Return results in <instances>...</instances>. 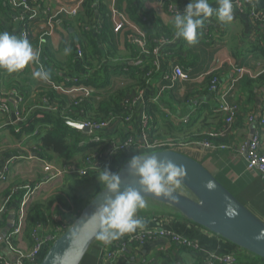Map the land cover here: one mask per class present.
Instances as JSON below:
<instances>
[{
	"label": "crops",
	"instance_id": "obj_1",
	"mask_svg": "<svg viewBox=\"0 0 264 264\" xmlns=\"http://www.w3.org/2000/svg\"><path fill=\"white\" fill-rule=\"evenodd\" d=\"M77 2L78 0H43L36 13L35 21L29 26V42L39 55L38 62L30 63L23 69L26 71V76H21L23 73L17 72L0 73V104H6L11 110L8 114L0 111V174L4 165L13 161L7 180H0V256L11 261L15 260V257L9 252L5 237L16 225L23 199H27L26 217L30 207L45 206L55 201L45 211V216H51L54 222H58L61 220L63 211L59 201L61 198L70 196L65 192V188L69 187L72 180L81 179L77 176H65L47 181L43 170V161L46 159L35 152L38 136L23 130L20 127L22 123H18L15 116L16 108L22 103V98L24 102L21 107L28 110L30 114L35 109H48V107L40 106L38 96L41 92L57 90L65 99H68V95L76 93V87L67 89L64 86L73 77L83 76L85 70L80 67L76 50L73 53L75 56L71 66L69 61L71 53L65 55L64 48L71 47L72 34L78 28L74 23L75 17L71 15ZM208 2L214 8L218 6L217 0H208ZM117 3L119 6L122 0H117ZM188 3L190 0H145L146 9L155 12L153 21H148L151 31L155 33L156 29L165 27L166 30L173 32L170 45L180 56L181 66L190 72L192 79L188 82L178 81L172 89L168 90L171 92V98L163 95L158 101L156 98L158 89L155 87L158 80L152 81L151 86L142 89L136 96L132 120L126 123L115 121L102 131V135L108 142L115 144L125 140L128 135H134L140 141L144 115L148 117V126L145 131L149 138L170 139L176 142L175 139L180 141L189 133L197 134L217 128L218 122L213 119L215 113H219L217 96L214 93L202 91L201 79H199L201 74L211 70L219 72L221 91L229 85L237 64L248 70V76L255 78L264 74V59L256 51V46L259 44L257 38L262 33L264 21V0H256L257 19L252 17L249 11L243 14L238 13L236 0H233V14L236 17L232 22L223 24L215 15L209 17L204 21V26L198 30L199 34L194 44H188L174 36V16L177 12H183ZM171 4L174 12L166 7ZM112 30L114 31L113 28ZM114 32L118 45L122 48L124 34ZM44 52H47L50 57L46 58ZM233 53L237 54L235 56L237 62L232 58ZM45 59L53 61L50 68H46ZM130 64L134 65V62ZM41 66L50 70V81L43 82L33 78L32 73ZM54 66L57 67L56 72L53 69ZM22 79L26 82H22L18 92L12 86L14 82H21ZM126 79L127 74L116 76V81ZM245 85L246 80L238 85L232 99L234 105L239 103L241 107L243 104V114L237 115V118L244 119L245 125L240 124L234 127L233 124L228 133L232 134L229 148L212 149L197 143L180 141L177 142L175 150L203 163L236 198L264 219V181L258 173L247 170L245 155L241 150V145L249 140L253 126L256 128L258 125L257 115L264 103V85L254 88V96L245 90ZM250 96L254 99L250 100ZM150 104L155 109L152 116L147 111ZM237 107L240 111V107L238 105ZM248 111H253L251 114L254 113L256 122H248ZM187 116L195 120L191 127L189 122L187 124L183 122ZM218 116L223 117L221 114ZM207 123L211 125L206 128L204 126ZM182 129L183 132H180ZM81 134L82 146L89 141L90 136L83 132ZM107 156L108 152L100 153L97 161L105 160ZM70 167L74 170L81 168L77 162ZM89 176L90 174L82 179H88ZM16 186L20 187H18L19 192H25L20 203L15 197L9 199L5 197L7 190ZM146 202L147 207L137 212V218L144 219L146 227L125 234L108 244L97 241L82 264H101L99 251L106 249L117 251L115 264H212L215 258L231 257L240 260L251 257V254L235 248L207 230L190 223L172 207L149 199H146ZM141 230H166L175 233L195 244L197 249H188L161 237H156L144 244L131 242V239ZM15 241L17 249L23 251L31 249L30 240L24 232L17 236Z\"/></svg>",
	"mask_w": 264,
	"mask_h": 264
},
{
	"label": "trees",
	"instance_id": "obj_2",
	"mask_svg": "<svg viewBox=\"0 0 264 264\" xmlns=\"http://www.w3.org/2000/svg\"><path fill=\"white\" fill-rule=\"evenodd\" d=\"M10 1L11 0H0V32L8 31L20 37L24 26H30L33 22L31 18L35 13H38L39 6L43 0H14L15 4ZM79 3L80 0H78L77 6ZM107 4V0H83L80 4L78 14L74 18V23L78 28L72 34L71 38V58L69 59L71 66L73 65L72 62L75 56L73 53L76 48H80L82 51V57L79 61L80 67L84 69L85 72L83 76L73 77L72 80H68L64 87L68 89L83 85L92 88L94 92L88 95L83 92H76L68 95V99H65L61 97V92L57 90L44 91L39 94L38 101L41 103V107H48L47 110L35 109L29 114L27 112L28 110L26 111L21 107L24 102L23 98L21 101L22 103L16 108L24 119L20 127L23 130H27L30 134L38 136L35 152L46 159L44 161L52 163L60 168H70V166L76 162L81 167H86L87 162H93L97 154H103L108 151V141L93 143V136H90L89 141L81 146L83 141L82 134L80 131L69 126L67 124V122H69L68 120L76 123L88 124H99L103 122H109L111 124L115 121L123 123L130 122L132 117H134L135 107L133 102L136 96L142 89L151 86L152 81L158 80L159 82L163 77V73L158 72L156 67L152 65V61L154 60L153 56L151 54L146 56L141 55V51L132 42V39L136 36L133 30L127 28L120 32V35L124 34V44L122 48L119 47L117 36L112 30L113 27L111 22L107 18ZM26 7L28 9H26ZM166 7L171 12H174L172 4L170 6L166 5ZM118 9L125 13L133 24L142 28L148 35L149 53L154 47L155 40L159 38H164L169 41L173 40V32L171 30H166L165 27H161L158 30L156 29L155 33L151 31L152 28L149 26L148 21H153L155 12L146 9L145 0H122ZM257 43L259 44L256 46V51L260 53L261 58L264 59L263 33L257 38ZM119 52L123 54H119ZM142 56L144 57L143 59L141 58ZM162 56L165 70H169L168 66L171 59H174L175 62L181 66L180 56H178L171 45L163 49ZM235 56H237V54L233 53L232 58L235 59ZM45 57H50V55L46 52ZM235 61L237 62L236 59ZM44 62L46 68H50L53 63L50 59H45ZM130 62H134V65H131ZM236 64L237 63H235V65ZM53 69L56 72L57 67L54 66ZM183 69L187 71V69ZM2 72L7 73L4 70H0V73ZM25 72L26 71L22 69L17 73H23L21 76H26ZM121 74H127V79L116 81V76ZM214 78L220 81L219 72L217 73L215 70H211L210 75L200 80L202 91L211 93V82ZM24 80L25 79H22L21 82H14L12 87L19 92L22 82H26ZM244 80H246L245 90L254 96V88L264 85V74L255 78L247 75L242 81ZM156 86L157 84L155 87ZM164 95L171 98L170 91H166ZM252 99L254 98L250 96V100ZM235 105L240 107L239 103H235ZM242 106L240 107L239 113L236 114L234 127L244 123V119L237 118V115L243 112ZM147 111L149 115L152 116L155 111L153 105L151 106L150 104ZM248 112L247 119L249 116L254 115V113L251 114L253 111ZM215 114L213 119L215 122H218L216 124L219 125V127L202 133L191 135L189 133L186 135V138L180 141H184L185 143L208 142L217 148H229L232 134L218 137L210 136L211 133H218L225 125V116L220 112ZM219 114L223 116L220 117L221 120L218 116ZM128 119H130V121H127ZM194 123L195 120L190 117V127ZM210 125V123H207L204 127L207 128ZM180 132H183V129L180 130ZM98 136L107 140V138L102 135V132H100ZM175 140L176 142L172 141L176 144L180 142L179 139ZM145 153H147V151L136 149L135 146L123 151L119 150L111 156L109 163L105 165L102 171L107 169L109 172L116 174L133 156L143 155ZM98 173L100 172H92L90 175L96 176ZM18 187L19 186H16L7 190L5 197L8 199L15 197V199H19L20 203L25 192H19L20 190H18ZM103 188L104 186L101 184L95 196L102 191ZM54 202L55 201H52L45 206L36 205L30 207L25 219L23 232L29 238L31 248L34 246L32 233L38 224L43 225V229L40 232L42 236L47 237L53 235L59 229L65 231L74 223L75 219L86 205L80 206L77 203L76 205H71L68 197L61 198L59 202L63 209L62 217L60 221L54 222L51 216H45V211L48 210ZM12 244L15 246V239H12ZM0 264H4V262L0 260ZM214 264L225 263L215 261ZM235 264H264V260L251 255V257L248 258L236 259Z\"/></svg>",
	"mask_w": 264,
	"mask_h": 264
},
{
	"label": "built area",
	"instance_id": "obj_3",
	"mask_svg": "<svg viewBox=\"0 0 264 264\" xmlns=\"http://www.w3.org/2000/svg\"><path fill=\"white\" fill-rule=\"evenodd\" d=\"M83 0H80V3L76 8L71 11V15L73 17L77 16L80 4ZM108 1V11H107V18L111 22L114 31L116 33L122 32L123 30L129 28L134 31L136 34L135 38L132 39V42L138 47L141 51V55H148L151 54L153 56L152 65L156 67L158 72L163 73L162 79L157 83L156 88L158 89L157 94V101L161 98L164 93L170 89H172L178 81H185L188 82L192 79L190 72L185 71L180 65H178L174 59L170 60V64L168 66V71L164 69L163 63L164 59L162 56V51L165 47L171 44L172 41L166 40L164 38L157 39L154 41V47L149 53L148 51V35L142 30V28L138 27L137 25L133 24L132 21L128 18V16L121 12L118 9L117 0H107ZM11 3L15 4L14 0L10 1ZM236 8L238 13L243 14L247 11L251 12L252 17L258 18L256 14V0H236ZM26 9H28L26 7ZM36 13L31 18L34 22L36 19ZM233 17L235 15L233 14ZM119 31V32H117ZM262 33L264 35V21L262 27ZM21 38H27L29 40L30 37V29L29 26H24L21 34ZM76 54L79 60L82 57V51L80 48H76ZM166 61V60H165ZM210 75V71L205 74H201L199 79H204L206 76ZM249 75L248 70L243 67L236 65L234 67V76L231 79L227 88L223 91L220 90V84L218 79L214 78L211 82L210 92L216 94L217 100L219 102V109L218 111L225 116V125L222 130L218 133H211L210 136L218 137L227 135L234 122L236 114L239 111V108L233 104L232 99L235 96V91L238 85L242 82L244 77ZM76 92H83L86 95L89 93L94 92L92 88L85 87L83 85H79L76 87ZM135 105V102H133ZM0 111H4L5 113H10L11 110L6 104H0ZM16 120L18 123H22L24 119L20 115L18 111L15 113ZM258 117V125L255 128L254 134L249 138L248 141L244 142L241 145V150L244 152L245 161L248 171H253L258 173L264 181V147H263V137H264V103L261 105L260 112L257 115ZM190 116H187L183 122L187 124L189 122ZM127 121H130L128 119ZM249 123H254L255 116L251 115L248 117ZM90 127L91 131L89 136H93L92 142L93 143H100L107 141L106 139L98 136L100 132L105 130L109 127V122H103L99 124H88L83 123ZM143 131L142 136L140 137V141L136 139L134 135H128L125 140L119 141L115 144L108 142L107 150L108 156L105 160L97 161V157L100 154L95 156V160L93 162L88 161L86 167H81L78 170H74L72 167L70 168H60L52 163L43 161V170L46 174L47 181L56 180L59 178H63L65 176H77L79 178H87L88 175L92 172H101L105 165L109 163V160L113 154L117 151L126 150L132 146H135L136 149H142L149 152H156V151H165V150H172L175 149L176 143L172 140L167 139H153L149 138L146 133V129L148 126V117L144 115V123H143ZM198 145L205 147V148H212L217 149V147L212 146L208 142H201L197 143ZM111 147V148H110ZM227 147H221L220 149H226ZM146 154V153H145ZM13 162V161H12ZM12 162H8L4 165L2 173L0 174V180L6 181L7 174L9 172L10 166ZM26 205L27 199L24 198L21 207L19 209L18 220L16 222L15 227L10 231L6 237L5 242L9 252L14 255L15 260H8L5 257L0 256V260L4 262V264H40L46 251L51 246V244L57 239L64 231L59 229L56 233L49 236H42L40 232L43 229V225L38 224L36 229L32 233L34 246L30 250H21L17 249L12 244V239L17 238L23 232L25 227V219H26ZM156 237H161L171 243H178L179 245L186 247L188 249H197L196 245L190 242L189 240L175 234L172 232H168L166 230L160 231H152V230H141L137 236L131 239V242H137L139 244H144L147 241L153 240ZM97 248V245H96ZM100 252V261L101 264H115L117 259V251L116 250H102ZM218 261L220 263L225 264H235V259L231 257H223V258H215L213 263Z\"/></svg>",
	"mask_w": 264,
	"mask_h": 264
},
{
	"label": "water",
	"instance_id": "obj_4",
	"mask_svg": "<svg viewBox=\"0 0 264 264\" xmlns=\"http://www.w3.org/2000/svg\"><path fill=\"white\" fill-rule=\"evenodd\" d=\"M67 124L83 133L89 134L91 131L83 123ZM254 132L253 126L251 136ZM151 153L168 157L176 164L183 165L185 174L176 187L175 200L144 194L146 199L172 207L190 223L207 230L235 248L264 260V219L261 216L236 198L203 163L175 149ZM147 154L149 153L143 155ZM130 161L116 173L121 181L120 191L129 186L140 188L139 178L129 172ZM207 184L212 187L206 188ZM111 195L113 194L110 191L103 188L91 199L74 223L51 244L40 264H82L98 241L95 238L96 227L90 215L103 203L106 196Z\"/></svg>",
	"mask_w": 264,
	"mask_h": 264
},
{
	"label": "clouds",
	"instance_id": "obj_5",
	"mask_svg": "<svg viewBox=\"0 0 264 264\" xmlns=\"http://www.w3.org/2000/svg\"><path fill=\"white\" fill-rule=\"evenodd\" d=\"M217 7H212L208 0H190L183 12H177L173 20L174 36L188 44L197 40L198 30L204 26V21L215 15L220 23L227 24L233 20V0H217ZM71 47L64 48L68 55ZM39 55L34 51L27 38H21L8 31L0 32V70L7 73L19 72L30 63H37ZM34 79L48 82L51 79L50 70L43 66L32 73ZM149 152L147 155L133 156L129 172L138 177L140 188L127 187L119 190V177L107 169L100 172L98 179L105 189L113 195L106 196L90 215L96 227L95 238L105 244L118 240L125 234L146 227L142 218H137V212L147 207L144 194L175 200L176 187L185 174L183 165L176 164L172 159ZM210 189L211 184L205 185Z\"/></svg>",
	"mask_w": 264,
	"mask_h": 264
},
{
	"label": "rangeland",
	"instance_id": "obj_6",
	"mask_svg": "<svg viewBox=\"0 0 264 264\" xmlns=\"http://www.w3.org/2000/svg\"><path fill=\"white\" fill-rule=\"evenodd\" d=\"M119 54H123V53L119 52ZM99 175L100 173H98V175L96 176L90 175L88 179L83 180L81 178L79 180L77 179V180L71 181V184L69 185V187L65 188V192L69 193L70 195L69 201L71 205H74V204L76 205L77 203L80 206H84L89 201H91V199H93V197L97 193L98 187L102 184L100 180L98 179Z\"/></svg>",
	"mask_w": 264,
	"mask_h": 264
},
{
	"label": "bare ground",
	"instance_id": "obj_7",
	"mask_svg": "<svg viewBox=\"0 0 264 264\" xmlns=\"http://www.w3.org/2000/svg\"><path fill=\"white\" fill-rule=\"evenodd\" d=\"M152 201H155V200H152ZM155 202H157V201H155Z\"/></svg>",
	"mask_w": 264,
	"mask_h": 264
}]
</instances>
